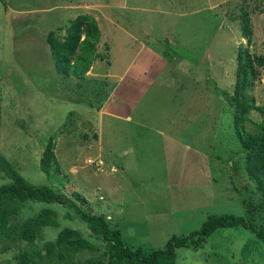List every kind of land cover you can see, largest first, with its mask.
<instances>
[{
    "label": "rangeland",
    "instance_id": "1",
    "mask_svg": "<svg viewBox=\"0 0 264 264\" xmlns=\"http://www.w3.org/2000/svg\"><path fill=\"white\" fill-rule=\"evenodd\" d=\"M77 14L95 20L99 58L83 77H65L44 35ZM239 48L264 55V0H0V159L27 183L104 212L126 245L160 248L208 215H241L257 224L259 199L240 155L232 154L230 108L220 99L233 87ZM256 72L246 94L262 104L264 66ZM258 119L251 111L246 129ZM48 138L46 173L39 159ZM6 174L0 170V185L10 181ZM10 204L17 208L11 230L42 207L55 210L56 223L36 231L32 243L17 241L18 233L14 240L1 235L0 264H17L19 251L42 250L68 226L98 246L68 254L71 264L101 251L99 238L70 208ZM175 261L264 264V241L242 227L220 228L200 248H179Z\"/></svg>",
    "mask_w": 264,
    "mask_h": 264
},
{
    "label": "trees",
    "instance_id": "2",
    "mask_svg": "<svg viewBox=\"0 0 264 264\" xmlns=\"http://www.w3.org/2000/svg\"><path fill=\"white\" fill-rule=\"evenodd\" d=\"M241 25L243 36L248 37L250 27L244 12L241 14ZM62 29L64 33L60 34ZM98 38L99 30L96 22L88 14H77L64 26H57L44 35L56 72L65 77L76 78L83 77L92 62L99 58L95 51ZM261 66H264V55L237 49L233 87L230 91L223 89L220 94L221 101L230 108L229 122L236 138L232 154L235 155L236 152L240 155L237 160L241 161L243 170L253 184L252 189L259 199L253 211H259L257 224L246 221L241 215H208L196 229L188 231L185 235H170L160 248L126 245L118 224L113 223L112 218L104 212L86 211L67 196H60L48 186L27 183L0 159V170L3 169L10 178L9 182L0 185V236L9 235V238L14 240L13 236L18 233L17 241L32 243L36 231L41 227L55 226V219L52 218L55 210L51 207H42L35 215L21 222L20 230L9 229V219L17 209L10 202L32 200L46 204L56 203L67 209L70 208L84 222L89 233L99 238L102 249L98 256L94 260L86 258L82 264H175L179 248L190 250L200 248L206 237L220 228L242 227L264 241V103L256 104L253 97L246 94V90L252 89L257 68ZM251 111H255L259 119L251 122L253 127L249 130L245 125ZM50 139L48 138L39 159V167L46 173L50 169L52 159ZM214 157L217 161V156ZM78 198L79 201L84 202L83 196ZM251 200L248 198V201ZM65 215L70 217L71 214L66 212ZM61 247L64 249L62 250ZM97 247V244L78 236L75 228L68 226L60 229L54 240L44 242L41 245L42 250L19 251L16 263L38 264L39 260L43 264H71L72 259L68 254L72 255L83 250L95 252L98 250Z\"/></svg>",
    "mask_w": 264,
    "mask_h": 264
},
{
    "label": "built area",
    "instance_id": "3",
    "mask_svg": "<svg viewBox=\"0 0 264 264\" xmlns=\"http://www.w3.org/2000/svg\"><path fill=\"white\" fill-rule=\"evenodd\" d=\"M102 164V160L101 159H97L95 162H93V168L94 169H98Z\"/></svg>",
    "mask_w": 264,
    "mask_h": 264
},
{
    "label": "crops",
    "instance_id": "4",
    "mask_svg": "<svg viewBox=\"0 0 264 264\" xmlns=\"http://www.w3.org/2000/svg\"><path fill=\"white\" fill-rule=\"evenodd\" d=\"M141 45V44H140ZM140 50L138 49V50H136V53L138 54V53H140L139 52ZM154 56H156V58L159 60V56L158 55H155V53L153 54ZM161 58V57H160ZM162 59V58H161ZM93 63V62H92ZM92 65V64H91ZM160 73H161V71H160ZM159 73V74H160ZM128 88L127 89H130L132 86H127ZM116 92V91H115Z\"/></svg>",
    "mask_w": 264,
    "mask_h": 264
},
{
    "label": "clouds",
    "instance_id": "5",
    "mask_svg": "<svg viewBox=\"0 0 264 264\" xmlns=\"http://www.w3.org/2000/svg\"><path fill=\"white\" fill-rule=\"evenodd\" d=\"M94 169V168H93Z\"/></svg>",
    "mask_w": 264,
    "mask_h": 264
}]
</instances>
